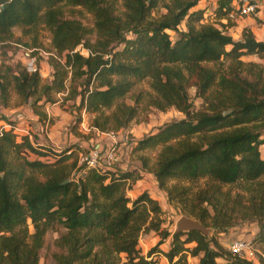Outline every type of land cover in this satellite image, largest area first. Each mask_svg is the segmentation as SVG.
Listing matches in <instances>:
<instances>
[{
  "label": "trees",
  "instance_id": "trees-1",
  "mask_svg": "<svg viewBox=\"0 0 264 264\" xmlns=\"http://www.w3.org/2000/svg\"><path fill=\"white\" fill-rule=\"evenodd\" d=\"M197 1L0 0V47L19 43L11 40L13 27L34 44L41 26L51 43L48 80L20 63H0V107H8L13 95L14 107L27 106L46 123L44 105L62 93L60 105L76 115L72 125L80 112L93 114L90 127L100 133L127 127L146 108L173 107L182 118L129 142L133 150L161 146L149 171L167 201L197 222L169 231L162 227L158 202L145 190L132 199L126 195L136 170L87 168L76 156L69 161L78 145L54 149L37 133L10 127L0 130V264H39L47 231L56 232L53 264H157L159 254L168 264H188V257H196V264H217L219 258L252 264L216 237L251 223L256 229L250 240L264 244V182L251 188L264 176V155L258 150L264 142V83L258 87L260 73L251 81L236 70L240 56L264 55V42L248 29L232 39L227 21H217L219 27L203 22L202 10H190ZM231 2L217 0L213 17L224 18ZM61 4L90 13L92 26L65 18ZM156 8L163 12L152 19ZM222 60L229 62L224 68ZM145 78L151 91L140 110L139 96L133 104L119 101ZM190 80L195 96L206 103L201 110L190 109ZM15 118L0 114L11 126ZM199 179L204 185L192 191ZM222 185H237L242 193L230 198ZM146 231L158 239L142 253L137 242ZM166 238L169 246L162 252L159 245Z\"/></svg>",
  "mask_w": 264,
  "mask_h": 264
},
{
  "label": "rangeland",
  "instance_id": "rangeland-1",
  "mask_svg": "<svg viewBox=\"0 0 264 264\" xmlns=\"http://www.w3.org/2000/svg\"><path fill=\"white\" fill-rule=\"evenodd\" d=\"M211 3L212 0L210 1L202 0L200 2H196L195 4L196 6H193V8H191L190 10L191 11L201 10L199 8H209L210 10L212 6ZM61 11L65 18L77 19L86 27L92 26L91 14L78 6H68L61 4ZM162 12H163L162 9H157V8L153 9L150 12V18L155 19ZM202 18L205 19V21L207 22L214 23V25L217 24V27H219L218 26L219 23H217V19H215L214 17H209L208 12H206L205 15L202 16ZM243 20L252 22L253 31H255L256 33L253 35L254 38L257 39L258 41L264 42V19L259 18L257 15H248L247 18H240L238 22H241L240 24H242ZM225 21H227L230 25L232 24V22H234V21H229L227 19H225L224 22ZM184 26H185L184 22H182L179 25V28L181 29ZM37 34H38L37 38L34 41L35 43L32 44L30 41V36L28 35L22 36L20 33V29L18 27H13L11 29V40L13 42L14 40H16V38H19L20 41L19 43L13 42L12 44H7L4 45L3 47H0V63L11 64V65L20 63V65L21 64L24 65V62L26 60V56L24 55V53H28L30 56L35 57V63L37 69L39 63L41 64L42 68L45 69L46 67L45 62L48 64L47 62V59L49 57L48 53L51 51L50 33L47 30L43 29L41 26H38ZM228 35L231 36L232 39L236 40L235 37L238 34L234 29H231L228 31ZM170 37L172 39L176 38V33L174 32L170 33ZM24 43H26L27 46H25ZM228 48L229 46L226 47V49ZM239 60L242 62L241 65L236 66V70L238 71L239 76L246 77L248 80L253 81L255 74L260 73L261 80L259 81L258 87H260V85H263L264 55L247 54L240 56ZM228 63H229L228 60L227 61L222 60V67L223 68L226 67ZM40 77L42 79L48 80L49 74L41 70ZM148 83L149 81L147 78L138 81L136 80L133 83L130 90L121 99H119V101L124 102L126 104H133L134 99L132 98L134 96H139V98L142 100L138 104V108L140 110L143 107L144 100L147 97V93L151 91L148 86ZM186 92L189 102L191 104L190 105L191 110L193 111L201 110L206 106V103H203V101L200 98L195 96V87L193 86L191 80L187 83ZM14 103H15V99L14 96L12 95L8 107H12ZM5 108L0 107V112L1 113L3 112L7 118L9 117L13 118L12 114L14 112H17V114L21 113L22 117L15 118V122L18 128H23L28 132L33 131L37 134H41L43 133L42 130L44 129L46 132H48V128L50 129V126L52 125V130L54 135L50 141L48 140V144H50L54 149H58V147L56 146L59 145L64 146L70 144V142H73V140L71 139V138L74 139L73 136L77 137L76 142L82 141L84 144V148H82V150H78L79 152H83L93 146H99L100 148H105L110 144L106 136L104 135L97 136L95 135L96 133L94 134V132L92 133L91 130H89L91 120L94 116L93 114L79 113V117H80L79 120L76 122V124L72 125V122L75 121L76 115L71 114L69 110L65 108L64 110H59V111L55 110L54 111L55 116L54 115L49 116L48 117L49 119L45 121L46 123H42L40 122V120H35L34 116L26 119L25 116L28 115H27V110L25 109L24 106H20V107L15 106L13 110H11L9 113L8 110H5ZM58 116H62L61 120L63 124L60 122H56V120L59 118ZM182 117L183 115L173 107H169L162 111L149 107L146 108L145 110L138 111L136 117L129 122V124L127 125V127H125V129L128 132L129 140L132 142L134 140L140 139L145 134L153 131L157 126L165 122L173 121ZM63 131H65L66 135H64ZM17 132H21V131H17ZM42 136L45 135L42 134ZM86 137L88 139H86ZM260 137L264 139V132L261 134ZM191 140H194V137L191 138ZM173 142L174 141H171V143ZM131 147L132 145L129 141L127 143L121 144L120 146H117V148L115 149L116 160L113 163L114 164L113 167L115 168L122 170L133 169L138 172V176L136 178L139 181L137 182L132 181L131 184L129 183L130 187L126 190V195L128 196V198L132 199L133 198L132 196L137 192H139L141 189H146L150 191L151 195L157 199L156 201L158 202L159 207L161 208L162 213L160 216L161 218L164 219L162 223V227H166L169 231H173L174 229L181 227L197 226V222L194 219H192V217L190 216L187 217L186 215H184L185 211L182 210L177 203L168 202L165 196V192L157 188L153 183V177L149 169L153 168V166L155 165L158 154L161 150V146H156L154 148H148L143 150H133ZM258 150L260 152V155L263 156L264 142L258 146ZM142 160L145 161L144 164L145 168L142 167ZM35 174L38 177V179L43 180V176L40 173L35 172ZM174 182L175 181H169L168 185H171ZM262 182H264V176L260 177L256 182H254L251 188H255L258 183H262ZM204 183H205L204 179H199L191 186L192 191L204 185ZM178 184H184V183L179 182ZM221 189L223 192L225 190L228 191L227 195L230 198H234L237 195V193L239 194L242 193L237 185H222ZM255 229H256L255 225L251 223L241 226L237 225L231 228H227L226 229L228 230L227 232L225 231L218 233L216 238L223 247L228 248L232 242L238 240H249ZM55 236H56V232L54 231H47L45 233L43 237V244L38 249L39 264H53V260L51 259V253L56 251V248L54 247L53 244V240ZM157 239L158 236L152 231L142 232V234L138 238L137 247L140 250H142L144 253H146L147 250L156 243ZM168 246H169V239L166 238L159 245L160 249L159 248L158 249L163 252L168 249ZM161 248H166V249L163 250ZM257 250H258L257 255L254 258L250 259V262H252V264H264V244L257 245ZM163 258L164 257L162 254L157 255L156 256L157 264H160L159 260L160 259L164 260ZM163 264H165V262ZM221 264H225L224 261H221Z\"/></svg>",
  "mask_w": 264,
  "mask_h": 264
},
{
  "label": "built area",
  "instance_id": "built-area-1",
  "mask_svg": "<svg viewBox=\"0 0 264 264\" xmlns=\"http://www.w3.org/2000/svg\"><path fill=\"white\" fill-rule=\"evenodd\" d=\"M257 15L264 19V1L262 0H235L230 5V9L225 14V19L234 21L242 16ZM85 53V51H81ZM26 60L24 62V69L31 73L37 69L35 63V57L30 56L28 53H24ZM63 95L57 94L56 96ZM12 127L15 131H21L27 133L28 131L23 128H18L17 124L11 126L10 124L3 123L0 130ZM109 140V146L100 148L99 146H93L83 152H79L77 156V163L84 164L87 168L96 170L114 168L115 149L121 144L127 143L129 140L128 132L125 128H121L116 131H108L103 133ZM232 254L244 259H252L257 253V245L249 240H238L232 242L227 248Z\"/></svg>",
  "mask_w": 264,
  "mask_h": 264
},
{
  "label": "crops",
  "instance_id": "crops-1",
  "mask_svg": "<svg viewBox=\"0 0 264 264\" xmlns=\"http://www.w3.org/2000/svg\"><path fill=\"white\" fill-rule=\"evenodd\" d=\"M200 1H202V0H198L197 2H200ZM210 1V0H209ZM235 0H232V2L231 3H233ZM264 0H262V2H263ZM216 2H217V0H212V3H211V8H210V10H209V8H199V9H201V10H203L202 11V16L203 15H205V13L206 12H208V16L209 17H213V10H214V8L216 7ZM194 6H196V5H194ZM193 8V7H192ZM248 17V15H246V16H243V17H241V18H247ZM259 17V16H258ZM204 18V17H203ZM260 18V17H259ZM224 18H220L219 20H217L219 23H222V24H225L226 23V21L224 22V20H223ZM240 18H238V19H236V20H234V22H232V24L231 25H228L227 27H226V33L228 34V31L229 30H231V29H234L236 32H237V36L235 37L236 39H238L240 36H241V33H242V31L244 30V29H248V30H250V32L254 35V34H256L255 33V31H253V26H252V22H250V21H247V20H243V23L242 24H240L241 22H238V20H239ZM202 20H204L203 22H205V19H202ZM238 22V23H237ZM240 24V25H239ZM257 40V39H256ZM45 64H46V67H45V69H43L42 68V66H41V64L39 63L38 64V72H39V75L41 76V70H43V71H45L46 73H48V74H50V67H49V65L45 62ZM49 71V72H48ZM48 79H49V77H48ZM62 97H63V95H60V96H56V98H57V101L56 102H54V103H52V104H45L44 105V107H43V111L46 113V116H47V120L49 119L48 117L49 116H52V115H54L55 116V114H54V111L55 110H57V111H59V110H64L65 108H66V106L65 105H60V102L62 101ZM22 106H24V105H22ZM18 107H20V106H18ZM25 107V109L27 110V115L28 116H25V118L26 119H28V118H30V117H33L34 115L32 114V112H31V110L27 107V106H24ZM13 106L12 107H6L5 108V110H8V113L11 111V110H13ZM67 109V108H66ZM62 112V111H61ZM65 113V112H64ZM80 113H83V112H80ZM0 114H2V115H4L5 116V114L2 112H0ZM13 117L15 116L16 118H21L22 117V115H21V113H18L17 114V112H14L13 114ZM35 117V116H34ZM59 118L56 120V122H60V123H62V120H61V118H62V116H58ZM35 120H36V117H35ZM0 127L3 125V123H5L4 121H2V120H0ZM65 123V122H64ZM63 124V123H62ZM77 124H79V123H77ZM46 126V125H45ZM45 126H44V128H45ZM47 129V128H46ZM89 130H91V132L93 133L94 132V134L95 135H97V136H99V135H104L103 133H100V132H97L96 130H94L92 127H90L89 126ZM77 131H80V130H77ZM42 132L43 133H41V134H38L39 135V137H42V139H43V137L48 141H50L51 140V138L53 137V130H52V125L50 126V129L48 128V132H46L45 131V129L44 130H42ZM64 132V135H66V133H65V131H63ZM81 133H83V132H81ZM42 134L43 135H45V136H42ZM69 136H70V134H69ZM74 137V139L73 138H71L72 140H73V142H70V144H76V145H78L81 149L80 150H82V148H84V144H83V142L81 141H79V142H76L77 141V137H75V136H73ZM86 139H88L87 137H86ZM70 144H68V145H70ZM64 146H66V145H64ZM64 146H61V145H59V146H56V147H58V149L59 148H62V147H64ZM78 154H79V151L78 150H76L72 155H71V157H69V161L72 159V157H75L76 156V159H77V156H78ZM153 177V176H152ZM137 181H139L137 178H135V180H134V182H137ZM153 183H154V185L157 187V185H156V182H155V180H154V178H153ZM158 188V187H157ZM146 191L152 198H154L155 200H157L155 197H153L152 195H151V193H150V191H148V190H146V189H141L139 192H137L136 194H134L132 197H135L137 194H139L141 191ZM161 249H163V250H165L166 248H161ZM142 251V250H141ZM142 253H144L143 251H142ZM164 260H159V263L160 264H163L164 262H165V264H168V262L165 260V258H163ZM221 261H223L222 259H217V264H221ZM197 263V258L196 257H188V264H196ZM225 264H227L226 262H224Z\"/></svg>",
  "mask_w": 264,
  "mask_h": 264
},
{
  "label": "water",
  "instance_id": "water-1",
  "mask_svg": "<svg viewBox=\"0 0 264 264\" xmlns=\"http://www.w3.org/2000/svg\"><path fill=\"white\" fill-rule=\"evenodd\" d=\"M226 112H227V111H224L223 114L226 113Z\"/></svg>",
  "mask_w": 264,
  "mask_h": 264
}]
</instances>
